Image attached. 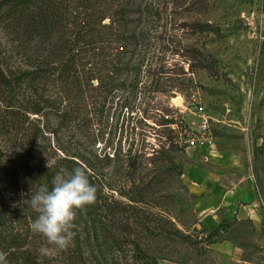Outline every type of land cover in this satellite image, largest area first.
<instances>
[{
    "label": "rangeland",
    "instance_id": "1",
    "mask_svg": "<svg viewBox=\"0 0 264 264\" xmlns=\"http://www.w3.org/2000/svg\"><path fill=\"white\" fill-rule=\"evenodd\" d=\"M138 1L158 3L162 19L153 26L156 34L166 33L176 43L195 44L211 54L218 60L220 76L203 70L166 75L169 91L156 94L153 104L167 111L161 118L167 115L179 127L161 126L154 114L158 111L149 113L155 120L142 119L140 125L148 148L137 150L124 165L112 156L120 146L127 147L123 119L128 114L140 117L123 105L133 74L116 76L118 90L104 108L90 109L87 131L61 128L51 108L30 114L24 129L36 136V157L46 166H61L63 153L74 156L97 189L95 202L76 210L79 249L49 245L31 230L37 213H29L20 224L29 231L32 254L43 264H264V188L253 160L264 124V0ZM192 24H210L219 34L190 35ZM135 26L138 32L147 23ZM166 47L165 68L188 71L186 63L171 55V46L160 48ZM48 49L36 39L31 43L32 53L46 54ZM140 79L139 85L150 86L147 74ZM48 91L58 97L61 84L51 81ZM205 122L208 128L202 131ZM195 135L200 136L197 145H189ZM168 137L172 144L167 156L182 166V176L160 161L158 151L162 146L168 150ZM198 168L211 170L217 179L198 176ZM8 196L16 205L20 195ZM205 214L209 217L203 223Z\"/></svg>",
    "mask_w": 264,
    "mask_h": 264
},
{
    "label": "trees",
    "instance_id": "2",
    "mask_svg": "<svg viewBox=\"0 0 264 264\" xmlns=\"http://www.w3.org/2000/svg\"><path fill=\"white\" fill-rule=\"evenodd\" d=\"M153 3L138 0H0V48L5 49H0V254L6 258V264H43L34 258L29 231L20 224L34 212L28 207V199L41 184L46 183L51 189L58 174L71 173L78 166L74 156L63 152L61 166L58 163L46 166L42 158L36 157L33 148L36 136H28L24 129L30 114L40 115L44 109L51 108L60 119L61 128L87 131L91 122L90 109L104 108L108 98L118 90L116 76L133 74L123 105L141 118L128 114L123 119L121 126L127 147L120 146L117 155L112 156L124 165L137 150L141 152L148 148L140 125L142 119L154 118L149 113L158 111L154 114L159 117L156 122L161 126L179 127L167 115L161 118L160 114L167 111L159 110L158 104H153L156 94L169 91L164 81L166 75L187 76L203 70L212 77L220 76L218 60L211 54L200 51L195 44L176 43L175 37H168L166 33L165 36L156 34L153 26L162 18L158 3ZM130 17H136L137 21H129ZM139 23H147V26L137 32L135 25ZM190 29V35L219 34V29L210 24H192ZM34 39L40 46L49 47L46 54L42 50L31 52ZM165 43L174 49L172 56L177 55L180 62L187 64L188 71L182 67L172 71L165 68L163 53L169 48H160ZM142 73L151 81L147 88L137 81L142 79ZM94 79L96 86L92 85ZM51 81L61 84L58 97L48 91ZM183 81L188 83L190 80ZM84 112H89L88 116ZM262 128L261 144L255 149L253 160L259 165V183L264 188V124ZM180 130L182 132L183 128ZM171 139L166 140L170 142ZM171 144L168 150H164V146L159 149L160 161L170 165L174 174L182 176V166H177L167 156ZM8 195H20L16 205L10 204L9 201L15 198ZM261 206L264 210V205ZM72 231L75 235L71 244L79 249L81 239L76 218ZM217 231L215 228L214 232ZM181 239L186 242L188 238L182 236Z\"/></svg>",
    "mask_w": 264,
    "mask_h": 264
},
{
    "label": "clouds",
    "instance_id": "3",
    "mask_svg": "<svg viewBox=\"0 0 264 264\" xmlns=\"http://www.w3.org/2000/svg\"><path fill=\"white\" fill-rule=\"evenodd\" d=\"M96 192L86 171L80 167L73 168L68 174H58L51 189L46 183L41 184L28 199V207L37 213L31 230L42 235L49 245L61 250L67 248L75 235L72 229L76 210L94 203ZM0 264H6L2 254Z\"/></svg>",
    "mask_w": 264,
    "mask_h": 264
},
{
    "label": "built area",
    "instance_id": "4",
    "mask_svg": "<svg viewBox=\"0 0 264 264\" xmlns=\"http://www.w3.org/2000/svg\"><path fill=\"white\" fill-rule=\"evenodd\" d=\"M202 111H203L202 108H199V113L202 114ZM207 128H208V126H207V122L201 124V126H200V130H202V131L207 130ZM202 131H198V133L201 134ZM199 137H200V136L195 135V136H193L192 138H190V140H188L187 143H188L189 145H197V143H198V141H199ZM201 139L204 140V137L202 136Z\"/></svg>",
    "mask_w": 264,
    "mask_h": 264
},
{
    "label": "crops",
    "instance_id": "5",
    "mask_svg": "<svg viewBox=\"0 0 264 264\" xmlns=\"http://www.w3.org/2000/svg\"><path fill=\"white\" fill-rule=\"evenodd\" d=\"M197 172V171H196ZM196 172H194V173H196ZM205 174H207V175H209V176H211V177H213V179H217V177H216V174L215 173H213L211 170H209V171H205V169H199L198 168V172H197V175L198 176H202V177H204V175ZM215 183V182H214ZM213 200L215 201V198H213ZM209 216L208 215H203V223H205V218H208ZM219 222L217 221V224H218Z\"/></svg>",
    "mask_w": 264,
    "mask_h": 264
}]
</instances>
